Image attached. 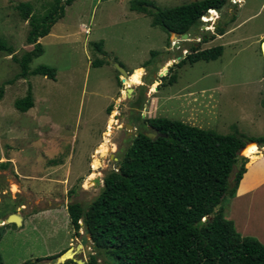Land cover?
<instances>
[{
    "label": "rangeland",
    "instance_id": "obj_1",
    "mask_svg": "<svg viewBox=\"0 0 264 264\" xmlns=\"http://www.w3.org/2000/svg\"><path fill=\"white\" fill-rule=\"evenodd\" d=\"M55 1L0 0V38L14 48L12 53L0 50V218L11 211L25 216L21 226L2 225L4 264H57L56 258H48L83 242L85 227L82 236L75 234L68 205L87 206L100 194L107 171L117 169L116 158L134 136L135 130L125 124L138 114L178 119L223 134L264 135V55L258 41L264 33V0H229L223 12L210 10L188 39L168 36L152 24L150 14L132 10V0H75L51 32L39 38L44 52L30 64L32 69L42 64L56 68V79L25 78L15 57L34 44L28 42L30 19L22 17L18 5L30 3L31 15L40 17ZM149 1L165 8L195 0ZM220 25L224 36L216 30ZM218 45L224 53L217 59L179 64L192 46L204 50ZM99 60L104 63L95 65ZM115 62L129 77L143 67L141 83L130 79L132 97ZM30 87L34 106L24 112L15 102ZM144 124L138 121L136 131ZM253 146L244 151L247 164L252 163L242 195L227 198L223 207L225 216L234 211L244 231L263 234L264 159L258 160L264 154L254 157ZM255 185L258 194H245ZM47 208L53 211L41 212ZM92 244H83L78 253L81 264H89ZM40 257L45 259L37 261ZM99 261L109 264L110 258L102 253Z\"/></svg>",
    "mask_w": 264,
    "mask_h": 264
},
{
    "label": "trees",
    "instance_id": "obj_2",
    "mask_svg": "<svg viewBox=\"0 0 264 264\" xmlns=\"http://www.w3.org/2000/svg\"><path fill=\"white\" fill-rule=\"evenodd\" d=\"M74 1L56 0L40 17L31 15L30 3L18 5L22 17L30 19L28 42L34 44L21 58L15 57L22 68L21 76L43 75L56 79V68L42 64L32 69L30 64L44 52L39 38L51 32L54 24L64 17L66 7ZM228 2L195 0L157 7L158 10L153 11L147 6L156 7L151 1L132 0L131 9L150 14L152 24L163 28L170 36L172 32L191 34L203 24L202 18L210 10L221 13ZM216 30L219 34L225 32L222 25ZM0 50L12 53L14 48L0 38ZM223 51L222 45L204 50L192 46L191 53L179 64L214 60ZM103 63L99 60L95 65ZM151 88L155 90L157 86ZM142 103L143 100L141 107ZM15 105L24 112L34 106L31 87ZM134 120L152 126L158 136L150 138L144 132L132 136L131 143L116 162L117 169L107 171L100 194L87 206L80 202L68 205L75 234L82 236L80 229L84 226L86 234L82 243L90 240L93 243L94 253L89 264H101L99 255L102 253L110 258L109 264H264V243L237 231L225 216L223 207L227 198L235 196L252 163L250 160L247 164L248 158L241 155L240 150L247 141L264 146V135L248 137L239 131L223 134L162 116L144 118L138 114ZM260 154L261 149L254 157ZM66 250L48 259H57ZM42 259L45 257L37 261ZM0 264H4L1 253ZM59 264L79 263L69 260Z\"/></svg>",
    "mask_w": 264,
    "mask_h": 264
},
{
    "label": "water",
    "instance_id": "obj_3",
    "mask_svg": "<svg viewBox=\"0 0 264 264\" xmlns=\"http://www.w3.org/2000/svg\"><path fill=\"white\" fill-rule=\"evenodd\" d=\"M149 9H152L153 11H157L158 8L152 5H147ZM171 35L175 38L178 39L179 36H181L182 39H188L189 38V34L185 33L180 35L178 32H172ZM262 51H263V55H264V40L262 43ZM188 52V51H187ZM186 52V53H187ZM182 58V57H181ZM116 67L118 68L119 72L121 73V78H122V86L124 89H126V91L128 92V96L132 97V94L135 93L134 89L132 87H126L125 82L127 80V78L130 76V73L123 67L121 66L119 63L115 62ZM125 127L129 130H134V125L127 123L125 124ZM150 129H152L153 127H149ZM146 134V136L150 137V138H156L158 135L155 132H151V131H146L144 132ZM139 132L136 133V135H138ZM251 143H255L259 146L258 142L256 141H247L246 145L240 150V154L241 155H245L244 151L246 149V147L251 144ZM262 154H264V151H262ZM96 183H100V180L97 178L95 179ZM24 222V216L21 212L19 211H15L10 213L6 218H0V226L4 225V224H16L18 226H21ZM89 238L91 236V234H88ZM83 243H79L78 246L76 247H70L68 248L65 252H63L58 258H57V264L59 263H65L67 260H75L77 261L79 264L82 263L81 260L77 259L78 253L81 251H83Z\"/></svg>",
    "mask_w": 264,
    "mask_h": 264
},
{
    "label": "crops",
    "instance_id": "obj_4",
    "mask_svg": "<svg viewBox=\"0 0 264 264\" xmlns=\"http://www.w3.org/2000/svg\"><path fill=\"white\" fill-rule=\"evenodd\" d=\"M241 1V0H240ZM226 34V32L225 33H223V36ZM223 36H219V38H221V37H223ZM263 40H264V33H262L261 35H260V37H259V39H258V41H259V43L261 44L262 42H263ZM263 52V51H262ZM223 53H224V51H223ZM140 68H136L132 73H133V75H132V77H130V79H132L133 77H136V79L141 83L142 81V76H143V67H141V66H139ZM131 73V74H132ZM177 82V80L176 81H174L173 83H176ZM140 83H138V84H140ZM172 83V84H173ZM153 90V89H152ZM216 113H218V112H216ZM217 117H218V114L216 115ZM252 145H255V144H252ZM256 147H258V146H253V148H255V151H257L258 149L256 148ZM259 148L261 149L262 148V146L260 147L259 146ZM264 148V147H263ZM264 159V157L262 158V159H260V160H258V162L259 161H262ZM248 171H249V168H247V171H246V173L244 174V176H243V178L241 179V181H240V184H239V186H238V188H237V191H236V194H235V196L234 197H238L239 195H242V194H240L241 192H240V189H241V186H242V183H243V180H244V178H245V176H246V174L248 173ZM261 182H264V180H262ZM257 186L255 185V187L253 188V189H251L249 192H247V193H245V194H252V195H255V194H258V191H257V188H256ZM244 199H246V196L245 197H243ZM50 201V200H49ZM51 211H53L51 208H47V209H44L43 211H41V212H51ZM11 212H13V211H11ZM230 213L228 212V215L226 216L229 220H231L233 223H234V226H235V228L237 229V231H239L242 235H244V236H254V237H256V238H258L261 242H263L264 243V233L263 234H259V231L258 232H247V231H244V229L242 228V227H239L241 224H238L237 222H238V220L240 221V223H241V219H238L236 216H235V214H234V211H232V214H230ZM24 216V215H23ZM70 218V217H69ZM4 219V218H3ZM24 220H25V216H24ZM24 223V222H23Z\"/></svg>",
    "mask_w": 264,
    "mask_h": 264
},
{
    "label": "flooded vegetation",
    "instance_id": "obj_5",
    "mask_svg": "<svg viewBox=\"0 0 264 264\" xmlns=\"http://www.w3.org/2000/svg\"><path fill=\"white\" fill-rule=\"evenodd\" d=\"M134 118L133 119H131V122H129L130 124H133L134 125V130H135V133H134V135H136V133L137 132H146V131H151V132H154L153 131V128L152 129H150L149 127H151L150 125H147V124H144V125H146L144 128H142V130H137L136 131V126H137V122L134 120ZM126 128V127H125ZM127 129V128H126ZM144 129H146V130H144ZM134 130H132V131H134ZM117 160H118V158H116Z\"/></svg>",
    "mask_w": 264,
    "mask_h": 264
},
{
    "label": "bare ground",
    "instance_id": "obj_6",
    "mask_svg": "<svg viewBox=\"0 0 264 264\" xmlns=\"http://www.w3.org/2000/svg\"><path fill=\"white\" fill-rule=\"evenodd\" d=\"M166 72H167V70H166ZM165 72V73H166ZM127 80H128V82H127V84H126V87H130L132 84H131V82H130V77H128L127 78ZM255 144V143H254Z\"/></svg>",
    "mask_w": 264,
    "mask_h": 264
}]
</instances>
